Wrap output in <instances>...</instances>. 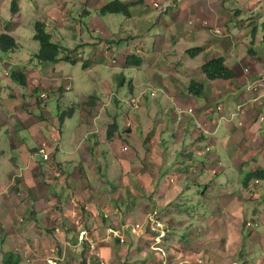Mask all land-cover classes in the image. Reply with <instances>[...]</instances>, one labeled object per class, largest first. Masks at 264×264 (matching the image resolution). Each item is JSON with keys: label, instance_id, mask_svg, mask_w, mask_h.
<instances>
[{"label": "crops", "instance_id": "crops-1", "mask_svg": "<svg viewBox=\"0 0 264 264\" xmlns=\"http://www.w3.org/2000/svg\"><path fill=\"white\" fill-rule=\"evenodd\" d=\"M13 1L17 4L15 14L11 12ZM113 1L115 0H0V35L8 33L19 45L18 50L14 53L0 51V68L7 69L8 67L20 70L25 77V86H21L23 90L49 85L53 91L59 83L66 87L68 78H64L58 68V64L62 61L40 63L35 58L39 51L38 41L34 39L35 23L45 24L52 41L62 47L58 39L65 42L62 34L67 32L65 27L75 29L83 18H86L90 25L85 24L84 30L80 28V35L73 34L74 44L67 48L63 47L64 51L71 52L76 49L77 52L86 54V61L90 63L89 68H96L97 61L103 63L105 60L103 52L109 50L117 55L120 66L116 65L119 69H123L130 67L126 65V58L138 49L139 53L135 57L141 60L139 66H143L147 62V58L144 56L147 49L135 48L131 52L129 47V41L139 39L138 29L118 27L115 24L116 19L109 17L113 14L102 16L97 11L103 5ZM118 1L129 6L130 16H114H122L131 21L136 15L143 22L157 16L150 13V10L154 8L152 4L157 2L158 7L156 8L160 15L157 18L161 19V22L159 26L154 24V29L158 34L151 49L148 48V53L151 55L154 52L164 53V57L171 53L176 55L177 49H164L167 42L164 40L167 39L165 34L173 29L175 33L171 35V38L179 40V45L183 47L182 54H185L186 58L185 62H179L184 71L180 82L187 86L186 90L183 91L178 81L171 78L170 85L165 83L162 88L163 97L156 102V99H151L157 97L156 88L150 79L145 80V89L138 92V95L142 94L140 102L142 108L135 113V123L140 128V134L134 133L135 129H133L130 134L132 142L140 141L150 152L152 146L148 141L154 144L153 140L149 138L150 129L154 125L152 119L155 115L158 118L160 114L164 119L168 120V117L174 119L176 125L171 126L169 131L165 124L163 125L164 130L160 133L157 132L156 135L170 138L169 143L165 142V150L168 151V147L171 145L170 150L175 152V155L178 151L187 153L178 160L183 163V166L188 163L185 164L186 161L181 159L190 158L193 153L191 149H195L197 145H201L200 147L209 145L212 151L203 158L207 161L202 165L205 170L199 175L196 174L195 169H191L189 165L187 167L194 174L193 179L196 182L194 183L188 178L189 172L187 173L185 168H183L185 174L181 177L180 182L189 180L198 185L197 195H218L219 197H216L214 201H218L219 204L222 201V204L227 205L222 206L227 211L226 217L234 218L232 221H226L225 216L218 217L217 214L212 213L207 215L205 212L198 211L196 219L199 221V225L205 227L206 236L203 239H198L197 244L190 245L189 241L183 243L177 234L173 235L172 237L176 238L168 240L171 246L168 248L165 246L167 262L170 264H194L196 256H200L198 260L206 264H233L235 262L264 264V236L253 237L252 232L242 235L241 227H239L240 222L248 221L256 228L253 231L254 234L264 229V193L263 195H246L242 188L236 190L234 182L230 181L234 178L233 181L240 182V185L243 186L242 169L247 165L250 166L248 164L250 162L256 165L259 158L264 161V83L260 87V99L257 102L255 100L258 94L248 90L250 84L260 75H264V57L258 56V53L253 49L255 33L259 24L257 17L263 20L262 0H144L141 6L134 5L136 0ZM64 6H67L66 11L68 12L70 11L68 7L72 8V18L60 10ZM39 11H42V16ZM249 11L256 12L254 18L247 16ZM189 20L196 22L194 27L188 24ZM204 21L208 24L201 25ZM51 29L57 33V40L51 34ZM215 29L222 30V35H216ZM86 32L89 37L85 36ZM250 35L252 42L250 41L249 45L252 49L250 48L251 52L248 49L249 59L246 60V64H242L238 58V47L244 48V43H247ZM78 36L80 37L79 43L76 39ZM25 39L33 40L37 52L31 53L30 58L26 59L27 62L21 64L22 61L18 60L16 53L22 52L29 46H22L21 41ZM125 40L129 41L124 47H121L120 43ZM181 42H187L188 45L197 44L198 46L192 48L200 47L202 51L192 57L187 53L192 49L191 46L182 45ZM87 49L89 51L86 53ZM220 57L225 60V65L234 73L235 77L230 80H206L200 74V67L206 62ZM154 61H156L155 57ZM148 66L149 69L152 67L150 63ZM245 69L248 71L245 72ZM8 77L12 78L8 70L0 71V223L9 227L8 224L16 216L19 219L22 218L25 224L18 237H12L6 231L0 232V254L8 253L10 250L8 242L11 239V242L22 252V257L25 260L20 261H24L25 264H29L30 260H33L35 264H46V259L51 257L49 255L46 258L48 249L51 247L57 248L58 255L66 253V257L64 256L66 264H74L75 255H80L82 250L87 251L90 241L95 242L97 248L103 246L102 255L113 252L115 241L118 238L110 236L109 230L123 233L125 240L120 243H125L127 238L128 241L131 239L133 243L131 249H135L138 241L134 236L139 237L143 235L144 231L135 233L132 231V226L145 219L152 201L157 203L156 212L158 209L163 210L161 214L164 223L169 226L172 224L174 229L179 228L183 231L188 229L187 226L190 223L186 222V218L176 219L174 216L179 199L178 195H172L173 185L170 183L161 184L155 177V171L154 173L152 171L153 179L150 182L154 192L148 196L151 199L149 201L141 202V200L135 199V204H132L130 195H134V192L127 193L123 190L122 194L118 195L120 204L117 207L115 206L116 195L107 198L103 194L106 191L104 190L102 193L104 181L100 177H104L106 174L103 170L100 171L101 174L97 171L98 168L102 169V166L97 165V162L94 161V150L91 146L99 142L101 147L103 145L105 153L108 154L107 151H111L109 145L119 143L120 136H123L122 133L126 130L124 127L118 129L117 125L118 132L115 133L111 141L99 140L101 127L89 128L87 131L79 127L68 128V122L74 117V114L72 118L66 119L61 127L60 148L53 157L54 160L51 163L46 162V164L40 159L35 160L36 147L40 146L42 141H47L43 135L48 137L47 132L52 137L55 133L50 120L55 116L50 114L44 119L41 111L43 107L47 111L48 109L44 106L43 100L22 93L19 86L12 80L8 81ZM192 80L203 84V96L190 95L188 85ZM120 82H122L121 85H124L125 78L123 76ZM134 87V81L129 83V97H133ZM63 91H60V96ZM151 92L155 93L154 96L150 95ZM91 97L97 100L94 96ZM113 99L118 102L117 98ZM108 106L110 103L103 110H107L111 114L110 116L106 113V118L101 114L94 115L93 118L102 121L107 119L108 123H111L110 125L117 124V119L120 116L110 111ZM177 106L192 108L193 116L185 114L184 117L178 119L175 112ZM217 107H221V110L217 111ZM37 108L41 109L40 114H36ZM238 108L240 109L238 110ZM123 117L122 115L121 118L123 119ZM108 118L111 120L109 121ZM195 121L203 125L206 130L204 133L201 130L199 132L191 130ZM39 122H41L40 126ZM197 133L198 136H196ZM188 139L190 144L185 142ZM87 141H94V143L90 144ZM85 144H88L86 149ZM127 147L129 148V146ZM130 149L138 150L137 147H130ZM78 153L80 154L78 155ZM162 155L164 166L173 164L169 162L167 152ZM146 162L150 169L156 164V160L150 155ZM158 164L160 166L161 163L158 162ZM83 166L87 167L90 173L85 171ZM59 168L64 171V176L61 178L54 176V172ZM237 168H240V178L238 179H236ZM212 169L219 170L215 177L207 175V173L211 174ZM260 169H264V167L256 165L250 172ZM132 172L129 168L123 170L124 182L131 181L132 185L139 188L141 194L145 195L139 186V179L142 180L141 176L138 179L131 174ZM213 172L215 173L216 170ZM220 176L224 177V181L228 183L220 182L218 180ZM198 178L202 181L199 182ZM262 181H252L250 184L252 186L264 184ZM105 183L107 185L106 181ZM141 184H144L143 180ZM124 186L126 188L125 184ZM184 188V186L181 187L180 193H183ZM243 188L247 190V187L243 186ZM200 189L203 191L201 192ZM126 197L127 199H125ZM202 199L204 200L203 197ZM249 200L260 202L263 208L256 218L252 217L248 209L247 204L251 203ZM197 202L200 201L197 200ZM83 231L86 232V240L80 242L79 236ZM261 232L263 234V231ZM83 243L88 244L85 249L82 247ZM147 245H149L148 242ZM150 247L152 249V244ZM89 250L91 259L99 258L97 252H91L90 247ZM101 251L99 250L100 256ZM252 252L255 253L254 257L257 260H254ZM5 255L0 257L1 264ZM135 257L130 259L134 260ZM122 259L125 258L122 256ZM113 262L119 264L117 260H112L109 264ZM140 264H143V261H140Z\"/></svg>", "mask_w": 264, "mask_h": 264}, {"label": "rangeland", "instance_id": "rangeland-1", "mask_svg": "<svg viewBox=\"0 0 264 264\" xmlns=\"http://www.w3.org/2000/svg\"><path fill=\"white\" fill-rule=\"evenodd\" d=\"M135 3H134V5L141 6V5H138ZM261 3H262V7L264 8V0H262ZM157 4H158L157 2H154L152 4V6L154 8H153V10H150V13H154L157 16L151 17L148 21H145V22H143L136 15H134V18L131 21L127 20V18H124L122 16H114V15L109 16V17L116 19L115 24L118 27H122L125 29L131 28L132 30L138 29V32L140 34L139 39H137L135 41L125 40V41H122L120 44H121V47L122 46L124 47L126 42L129 41V47L132 50L131 52H133L135 50V48H139V49L142 48L143 50L147 49V51L144 54V56H146V58H147V62L143 66L133 65L130 67H124L123 69H119L118 65L120 66V64H118L117 55H115L113 52H110L109 50H106L103 52V56L105 57L104 58L105 60L103 61V63L101 61H97V63L95 64V65H97L96 68H92V67L83 68V63H84V61H86V58H87L86 54H84V56L82 58L77 59L74 64L67 63V62H65V63L62 62V63L58 64L59 71H61L63 73L64 78H68L67 84L70 87L68 91H65V85H63L62 83L57 84V86L54 88L53 91L49 85H43L41 87H37L36 89H34V87H33V89H31V90H28V89L23 90V88L20 86L19 82L13 80L11 77H8L7 79H8V81L12 80L14 84H16L17 86L20 87V89H21L20 91L22 93L26 94L27 96H33L35 98L37 97L39 100H43L44 106H46V108L48 109V111H50V114L52 116L58 115V112L56 110L57 105H60L62 108H65V109L70 108V107H74L75 108V115L68 122V128L69 127L70 128L79 127L81 129L87 131L89 128L101 127L99 140H102V139L108 140L106 133H107L108 127L110 126L111 123H108L107 119L105 121L104 120L102 121L101 119L94 120L93 117H94V115L97 116V115L101 114L102 116H105V118H106L107 117L106 113H108V112H107V110L104 111L103 108L110 103V106H108L109 107L108 109L110 111H112L114 114H117L120 116L117 119L118 129L124 127V129H126V130L124 131V133H122L123 136H120L119 143H111L109 145V147L111 148V151H107L108 154L105 153L103 145L101 147L99 142H97V144H93L91 146V148H93V150H94V153H93L94 161L97 162V165L100 164L102 166V169L98 168L97 171H99V174H101L100 171L103 170V172H105V174H106V176L104 175V177L101 176L100 179H102L104 181L103 185H102V193L105 190L106 193H103V194L106 195L107 198L111 197V195H116V196L120 195V194H122V192L124 190L127 193H131L133 191L134 195L136 196V199L141 200V202L151 200L148 198V196L150 195V193L154 192L152 189V186L150 185V182L153 179L152 171H153V173L155 171V174H156L155 177L160 181L161 184L162 183H164V184L170 183L171 185H173L172 195H183L182 199L184 200L185 203L186 202H195V200L196 201L199 200V201L203 202L202 197L200 195H197V190L199 189L198 185L192 183L189 180H186L185 182H180L181 177H183V175L185 174V171L183 169L185 166H183V163L179 162L178 160L180 159V157L182 155H184V154L187 155V153L184 151H178L177 155H175V152H172L170 150L171 145L168 147V151L165 150V142L169 143L170 138L168 136L162 137V136L156 135L157 132L160 133L164 130L163 125H165V124L169 128V131H170V127L173 125H176V121L174 119H172L170 117H168V120L164 119L160 116V114L158 115V118L156 115L153 117L152 120L154 122V125H153L152 129H150L149 138H151V140H153L154 144H151L148 141L149 145L152 146V149L150 152L147 150V147L143 143H140V141L138 143L137 142L133 143L132 137H130V134L133 132V129H135L134 133H136L137 135L140 134V128L137 127V125L135 123V121H136L135 113L139 112L141 110L142 106L140 103L139 108L136 110H133L132 107L130 106L128 100L131 98H136L137 96H139L138 92L140 90L145 89L144 84H145L146 79H150L153 83V86L156 88L157 97L151 98V99H156V102L159 101L158 99L163 97L164 93H163L162 88H164L165 83L170 85V79L171 78L178 81L179 86L181 87V89L183 91L186 90V88H187L186 85H182V83L180 82V79H181L184 71L182 70L179 62H185L186 58H185V54H182V48L183 47L181 45H179V40L178 39L174 40L171 38V35H174L175 30L172 29L171 31L166 32L165 36L167 37V39H164V40H166L167 42L164 45V49H166V50H168L169 48L171 50L177 49V51H175L176 55H174V53H171L169 56L164 57L163 56L164 53L160 54L159 52H154L153 55H151V53L150 54L148 53V50L151 49V47L155 43L156 38H157V34H158L156 29H154V24L159 26V24L161 22V19L157 18V17H160V15H158V8H156V7H158ZM68 8L70 10L69 12L66 11L67 6L60 8V10L63 13L66 12V14L68 16H71V18H72L73 17V12H71L72 8L71 7H68ZM250 11L248 12L247 16L254 18V16L256 15V12L252 13ZM39 13L42 16V14H43L42 11H39ZM129 15H130V12H129ZM262 16H263V20L260 19L259 17H257L259 24H258V29L256 27L257 31L255 33V41H254V47H253L254 51L257 52L258 56H260V57H264V26H263L264 25V13ZM232 17H233V15H232ZM43 18H45V17H43ZM120 19H123V20H120ZM165 19H168V18L165 17ZM124 21H126V22H124ZM85 24L90 25V23L86 20V18H83V20L80 23H78V25L75 27V29L74 28L69 29V28L65 27L67 32L62 33L65 42L62 41L61 39H58L59 44L62 46L61 48H63V47L67 48L69 46H72L74 44L73 34L80 35V33H81L80 28H82L84 30ZM51 34L56 39L57 33L54 31V29H51ZM85 36L89 37L87 32L85 33ZM76 39H77V42L79 43L80 37L78 36ZM250 41H251V35L248 37L247 43H244V46H245L244 48L238 47V58L242 61V64H246V60L249 59L247 51L250 48L252 49V47H250V45H249V43L252 42V41L251 42ZM21 44H22V46L29 45L22 52L16 53L17 58H19L18 60H21L22 61L21 64H24L27 62L26 59L30 58V54L37 52V50H35L34 42L32 39L22 40ZM37 44H39V43L37 42ZM181 44L185 45V46H191L190 48H192L194 46H198L197 44L188 45L187 42L186 43L181 42ZM173 47H175V48H173ZM198 48H200V47H198ZM88 51H89V49L85 50L86 53ZM134 52L132 53V55L130 54L129 56L137 55L139 53V50L137 49ZM154 57H155L156 61H154ZM193 57H195V56H193ZM250 59H252V58H250ZM154 62H155V64H154ZM148 63H150V65L152 66L150 69H149ZM116 64H118V65H116ZM4 70H8V72L11 74L14 71L13 68H8V67H7V69L5 67L0 68L1 72H3ZM9 70H13V71L10 72ZM178 73H179V75H178ZM122 76L125 78L124 85H121V82H120ZM259 79L264 83V75L263 76L260 75ZM132 81H134V86H135L134 87V94L132 95L133 97H129L130 93L128 90V86H129V83H131ZM57 89H59V90H57ZM61 90H64L62 93V96H60ZM149 92H148V94H149ZM259 92H260V89H259ZM259 92H258V97L256 98L255 102L259 101V99H260ZM91 96H94L97 100L92 99L91 104L90 103L83 104V102L89 101V98ZM113 98H117L118 102L114 101ZM141 98H142V94L140 95V102H141ZM95 102H97V103H95ZM182 107L185 111L191 109L192 110L191 114H194L192 108H186L184 106H182ZM40 110H41L40 108H37L35 111L36 114H40ZM110 115L111 114H109V116ZM122 115L124 116L123 119L121 118ZM30 120L32 121V119H30ZM110 120H111V118L109 119V121ZM128 123H130V125ZM40 125H41V122H39V126ZM187 125H190V123H187ZM54 129H55V133H56L59 128L57 126H54ZM191 130H193L195 132L196 131L199 132L201 130L203 133H204V131H206L204 129L203 125L198 121H195L193 127L191 126ZM55 133L53 134L52 137H50V133H47V132H46V134L48 135V137L43 135L47 139V141H42L41 145L36 147V149L34 151V154H35L34 159L35 160L40 159L41 162L46 164V162H44L42 160V157H40L37 154L38 149L43 144L45 145V147H47L48 150H52L51 151L52 155H51V159L49 162L51 163V161L54 160L53 157L55 156L56 152L60 148V141H59L60 137L57 134H56L57 135L56 136ZM124 134H125V136H124ZM196 136H198V133ZM56 140H57V143H55ZM111 140H108V141H111ZM87 142L90 144L94 143V141H87ZM185 142H187V144H190L189 139L186 140ZM136 144H138V145H136ZM135 145L138 148V150L130 149V147L136 148ZM127 146H129V148ZM200 146L201 145H197V147H195V149H191V146H189V148L193 151L192 156L190 158H188L187 160H186V158L181 159V160H185L186 161L185 164L188 163L190 168L195 169L196 174H199V175L202 171L205 170V168L202 166L203 163L207 162L206 159L203 160V158L206 155H209L212 151V149L210 150V153H209V150L205 151L206 145H204L203 147H200ZM87 147H88V144H85V149ZM85 149L83 150V152L85 151ZM161 150L163 152H160ZM166 152L169 155L168 156L169 162L173 163L170 166H164L165 162H162L163 161V155L162 154H165ZM79 154L80 153H78V155ZM149 155L152 156V158H154L156 160V164L151 169L148 166V162H146ZM177 157H178V159H176ZM120 161H121V163H120ZM158 162L161 163L160 164L161 167L159 166ZM248 164H250V166L247 165V167L242 169L243 175L250 172L251 169H254L256 167V165L260 166V167H264V161L262 159L260 160V158L256 162V165L255 164L253 165V162H250ZM188 165H186V166H188ZM128 168L134 172V173L132 172L131 174L136 176L138 179H139V176H141L140 178L143 180L144 184H141L142 180L139 179V181H140L139 186H140V188H142L145 195H142L141 190L139 188H136L135 185H132L131 181H128L127 183L124 182L123 170L124 171L128 170ZM212 168H214V167L212 166ZM84 170L87 171L88 173H90V171H89V169H87V167H84ZM213 170H216V172L214 173ZM239 170H240V168H237L238 174H236L237 175L236 179L240 178L239 177V174H240ZM57 171H61L60 172L61 176H59L57 178H61L64 176V171H62L61 168H59ZM218 173H219L218 169H212L211 174L207 173V175H211L212 177H215ZM55 174H56V171L54 172V176H55ZM218 180L220 182H222L223 184L228 183L227 181L226 182L224 181V177H222V176H220L218 178ZM233 180H234V178L230 179L231 183L234 182V185L236 186V190H237V188H242V191H244V193H246V195H263V193H264V184L258 183L259 185H256V186H252V184H250V186L247 187V190H245L243 188V186L240 185V182H235ZM105 181L107 182L108 186L106 185ZM136 181H138V180H136ZM198 181L201 182L202 180L200 178H198ZM262 182L264 183V181H262ZM123 183L126 185V188H125ZM181 185L185 187L184 191H182L183 193H180V189L182 187ZM127 187H129V188H127ZM134 188H136V189L134 190ZM200 191L202 192L203 189H200ZM214 197H215V195H210V196L206 195V199L203 202L205 205H196V207H192L189 205L188 207L191 209H196V212H198V211L205 212L208 215L212 212L210 205H211V203H213V201L211 199H213ZM125 199H127V197ZM249 201L251 203L247 204L248 209L250 210L252 217L256 218L257 216H259L260 211L263 208L260 205V202H258L256 200H249ZM263 202H264V200H263ZM149 207L151 210H155L156 208H158L157 203L155 201H152L150 203ZM175 209H177V208H175ZM222 211H223L222 216L226 217L227 214L223 208H222ZM158 218L160 220H162V218H160V217H158ZM233 219H234L233 217H231V218L229 217L226 219V221L227 220L232 221ZM220 220H224V219H220ZM250 220H253V219H250ZM134 225L135 224H133V226ZM168 227L170 230V226L167 224L166 228H168ZM261 231H263V234ZM261 231L256 232V234H254L255 232H252V234H253L252 236L253 237L258 236L259 238L262 237V235L264 236V229ZM112 232H113V230H109V233H112ZM177 232H178V234L181 232H185V229L183 231V229L178 228ZM135 233H140V232L137 231ZM181 235H182V233H181ZM110 236H112V234H110ZM167 236H168V233H166V236L161 239V243L159 244V246H165V245H163V242ZM134 237L137 238L138 242L140 241L139 237H137V236H134ZM155 237H156V233H155ZM175 238L176 237L170 236L168 238V240L171 241L172 239H175ZM86 246L87 245L85 243L82 244L83 249H85ZM53 248H55V247H53ZM247 248H249V246H247ZM55 249H56V253H57V248H55ZM59 250L61 251V249H59ZM82 253L81 254L77 253L80 255H75V257L73 258V260H75L74 264H81V260L83 258ZM3 255H5V254H0V257H2ZM251 255L254 257L255 253L252 252ZM64 256L66 257V253H65V255L64 254L56 255V256L52 255L51 257H49V259H47L46 264H59L60 261H61L60 264H66ZM53 257H56V259H54ZM14 259L16 260L17 264H25L24 261L17 260L16 258H14ZM198 259H200V256H196L197 264H204V262H201ZM167 260H168V257H167ZM254 260H257V258L254 257ZM140 261H144V259H140ZM196 261L194 262V264L196 263ZM240 261H242V260L240 259ZM93 263H94L93 260H90V264H93ZM29 264H35V263L33 262V260H30ZM112 264H118V263L113 262ZM238 264H240V263H238Z\"/></svg>", "mask_w": 264, "mask_h": 264}, {"label": "trees", "instance_id": "trees-1", "mask_svg": "<svg viewBox=\"0 0 264 264\" xmlns=\"http://www.w3.org/2000/svg\"><path fill=\"white\" fill-rule=\"evenodd\" d=\"M143 3H144V0H137L135 4L142 5ZM16 7H17V4L13 1L12 9H11L12 14H15L17 12ZM97 11L102 16L108 15V14L124 15L126 17L130 16L129 6L124 5L121 1H118V0H115L113 2H109L103 5ZM34 39L38 41L39 43V51L36 54L35 58L40 63H56V62L62 61V62L74 64L76 60L79 59L77 55L80 53H78L76 49L71 52H66L58 44L54 43L52 41L51 35L47 31L45 24L41 22L35 23ZM18 48H19V45L17 44L16 40L13 37H11L8 33H2L0 35V51L2 53H14L18 50ZM201 51H202L201 48L196 47V48L190 49L188 51V54L193 57V56L198 55ZM249 51L251 52V49H249ZM81 55H84V54H81ZM140 64H141V60L138 57L129 56L126 59L127 66H133V65L139 66ZM89 65L90 63L88 61H84L83 68H88ZM200 74L203 75V77L206 80H215V79L230 80L235 77L234 73L225 65V60L222 57L212 59L206 62L204 65H202L200 67ZM11 76L13 80L19 82L20 86L22 87L25 86V77L23 76L22 72H20V70H14ZM188 92L190 93V95L194 97L203 96L204 95L203 84L195 80L190 81L188 85ZM92 99L93 97H90L89 101L83 102V104L85 103L91 104ZM56 110L58 112V115L55 117H52L50 120L53 126H57L60 129V130L58 129L56 133L58 136H61V127L64 124V121L66 119H70L73 117V115L75 114V108L70 107V108L65 109V108H62L60 105H57ZM41 115H43L45 119L46 118L45 116H50V111H47L43 107V110L41 111ZM116 132H118L117 124L114 123L108 127V130L106 133L107 139L111 140L115 136ZM187 167L188 166H185L184 168L186 169L187 173L189 172L188 178L190 180H193V182L195 183L196 181L193 179L194 174ZM262 180H264V169L251 171L243 175V186L248 187V185L252 181H262ZM201 196L204 198V200L206 199V195H201ZM119 197L117 195L116 197L117 201H115V204H116L115 206L117 207L120 204ZM130 197L132 199L131 203L135 204L136 196L130 195ZM216 197H219V196L215 195V197L211 199L214 203V204L211 203L210 205L211 211H212L211 213L217 214L218 217L219 216L223 217L222 216L223 215L222 206L224 207L227 205L222 204V201L220 203L221 205L219 204L218 201H214ZM182 198H183V195H178V199H179L178 204H177L178 207H176L177 209H175L176 211H175L174 216L176 217V219L181 218V217L186 218V222L188 221L190 225L187 226L188 229L185 230V232H181L182 233L181 235V233L178 234L177 232L178 229L176 228L174 229L173 225L170 224V231L168 232V236L164 239V242H163V245H165L167 248L171 246L170 242H168V238L175 234H177V236L183 241V243L186 241H189L190 245L197 244L196 241L198 239H203L206 236L205 227L201 224L199 225V221H197L196 219L197 217L196 209H191L188 207L189 205L192 207H196V205H205L203 203L204 200L202 199L203 202L201 201L197 202L195 200V202L185 203ZM151 211H155V210L149 209L148 212H151ZM162 212H163L162 209L157 210V213L159 214L158 216L160 218L163 217V215L161 214ZM225 212L227 213V211ZM24 224L25 223L23 222L22 218L19 219L18 217L15 216L14 218H12L11 223L8 224L9 227H6L3 223H0V232L6 231L12 237H18L21 235L22 226ZM239 227H241L242 235L243 234L248 235L249 233L256 230L255 226L251 222H248V221L240 222ZM139 238H140V241L137 243L135 249H131V246L133 245V243L131 239H129L128 241V238L126 242L123 244H121L120 240L117 239L115 241L114 251L110 252L108 255H102L101 249L103 246L101 248L99 247V250L101 251V256H100V252L96 251L99 254L98 259H95L94 257L93 259H91L90 250H89L90 246H89L87 251L86 250L81 251L83 252L82 254L83 258L81 260V264H90V260H93L94 262L93 264H109L112 260H117L119 264H140V259H144L143 264H160L163 260L162 253L159 251H155L151 249L150 247L155 239V234L151 232L148 228H146L143 235H141V237L139 236ZM147 242L149 243V245H147ZM8 245L10 247V250L4 256L2 264H17L14 258H16L17 260H25L22 257V252L18 250L17 247L11 242V239L9 240ZM165 246H163L164 249H165ZM51 248L48 249L46 258L49 255H52ZM54 254L58 255V253H54ZM122 256L125 258L124 260L122 259ZM133 256H136V257L134 260H131L130 258H132ZM188 260H191V259H188Z\"/></svg>", "mask_w": 264, "mask_h": 264}, {"label": "built area", "instance_id": "built-area-1", "mask_svg": "<svg viewBox=\"0 0 264 264\" xmlns=\"http://www.w3.org/2000/svg\"><path fill=\"white\" fill-rule=\"evenodd\" d=\"M195 23L196 22L194 20H189L188 21V24L190 26H194ZM206 24H207L206 21H204V22L201 23V25H206ZM214 33L216 35H218V36L222 35V31L220 29H215L214 30ZM77 56H78V58H82L83 55L78 54ZM247 71L248 70L245 69V72H247ZM261 84H263V82L258 78L252 84L249 85V91L258 94ZM151 96H154V93L153 92L151 93ZM129 104H130V106L132 107L133 110L138 109L139 108V104H140V95L137 96L136 98L129 99ZM217 110L220 111L221 108L218 107ZM175 111H176V114L178 116V119H181L183 117V114L192 115L191 114V109L185 111L183 109V107H179V106H177L175 108ZM128 124H130V123H128ZM55 143H57V140L55 141ZM205 147H206L205 148V151H208L209 150V153H210L211 148L208 145L205 146ZM51 151L52 150H48L47 147H45V145L43 144L38 149L37 154L40 157H43V159L46 161L48 159V155H49V153ZM55 176L56 177H59V176H61V173L60 172H56ZM146 228H148L154 234L156 233V237L154 239V243L152 244V249L155 250V251H159V252L162 253L163 260H162V263L161 264H170V263L167 262L168 261L167 260V254H166V252L164 250V247L163 246H159V244L161 243V239L164 238L166 236V233H168L170 231L169 230V227L166 228V225L163 223V221H161L157 217V214L155 212H152V213L147 214L146 217H145V219L142 222L135 224L132 227V231H134V232H137V231L141 232L142 231L143 232ZM109 234H112V236L118 238L121 242H124V240H125V235L123 236V233H121L119 231H113L112 233H109ZM86 236H87L86 235V232H84V231L81 232V235H80V238H79L80 239V242H83L84 240H86ZM89 243H90L91 250H94L96 248L95 242L90 241ZM51 252L54 253L55 252V249H52ZM97 256L99 257V254H97ZM204 264H206V263H204ZM233 264H238V263L235 262Z\"/></svg>", "mask_w": 264, "mask_h": 264}, {"label": "clouds", "instance_id": "clouds-1", "mask_svg": "<svg viewBox=\"0 0 264 264\" xmlns=\"http://www.w3.org/2000/svg\"><path fill=\"white\" fill-rule=\"evenodd\" d=\"M78 53H80V52H78ZM80 54H83V53H80ZM83 56H84V55H83ZM83 56H82V57H83ZM68 88H70L69 85H67V86L65 87V91H68V90H69ZM248 90H249V86H248ZM151 93H152V92H151ZM151 93H150V95H151ZM253 93H254V92H253ZM128 101H129V100H128ZM220 108H221V107H220ZM238 109H239V108H238ZM175 112H176V111H175ZM184 115H185V114H183V117H184ZM187 116L192 117L193 114H192V115H187ZM176 117H178L177 114H176ZM129 125H130V124H129ZM152 212H155V213L157 214V216H158V213H157L156 211H151V212H149V213H152ZM149 213H147V214H149ZM158 217H159V216H158ZM161 221H162V220H161ZM163 223H164V222H163ZM136 224H137V223H136ZM164 224L167 225V223H164ZM144 231H145V230H144ZM80 235H81V233H80ZM79 238H80V236H79ZM84 241H85V240H84ZM84 241H83V242H84ZM153 242H154V241H153ZM152 244H153V243H152ZM52 249H55V248L52 247L51 250H52ZM164 250H165V249H164ZM165 252H166V250H165ZM54 253H56V249H55V252H54ZM54 253H52V255H53V256H56ZM52 255H51V256H52ZM53 258L56 259V257H53Z\"/></svg>", "mask_w": 264, "mask_h": 264}, {"label": "bare ground", "instance_id": "bare-ground-1", "mask_svg": "<svg viewBox=\"0 0 264 264\" xmlns=\"http://www.w3.org/2000/svg\"><path fill=\"white\" fill-rule=\"evenodd\" d=\"M192 111V110H191ZM50 159H51V152L49 153V155H48V159L45 161L44 159H43V157H42V160L44 161V162H49L50 161ZM56 172H59V171H56ZM96 251H99V248H95L94 250H91V252H96Z\"/></svg>", "mask_w": 264, "mask_h": 264}]
</instances>
